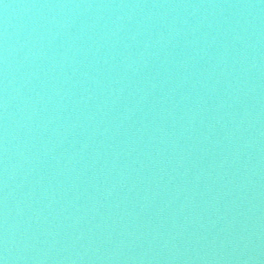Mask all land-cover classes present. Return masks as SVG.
<instances>
[{
	"label": "water",
	"instance_id": "1",
	"mask_svg": "<svg viewBox=\"0 0 264 264\" xmlns=\"http://www.w3.org/2000/svg\"><path fill=\"white\" fill-rule=\"evenodd\" d=\"M0 264H264V0H0Z\"/></svg>",
	"mask_w": 264,
	"mask_h": 264
}]
</instances>
